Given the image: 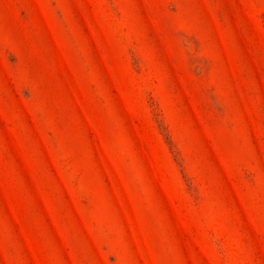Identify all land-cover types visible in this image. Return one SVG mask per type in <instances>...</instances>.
Segmentation results:
<instances>
[{"label":"rangeland","instance_id":"obj_1","mask_svg":"<svg viewBox=\"0 0 264 264\" xmlns=\"http://www.w3.org/2000/svg\"><path fill=\"white\" fill-rule=\"evenodd\" d=\"M0 264H264V0H0Z\"/></svg>","mask_w":264,"mask_h":264}]
</instances>
